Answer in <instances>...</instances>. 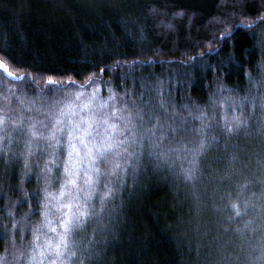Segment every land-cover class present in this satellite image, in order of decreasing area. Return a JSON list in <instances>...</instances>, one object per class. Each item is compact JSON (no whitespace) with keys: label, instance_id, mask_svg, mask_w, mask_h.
<instances>
[{"label":"trees","instance_id":"16d2710c","mask_svg":"<svg viewBox=\"0 0 264 264\" xmlns=\"http://www.w3.org/2000/svg\"><path fill=\"white\" fill-rule=\"evenodd\" d=\"M260 15L264 0H0V57L15 73L0 71V109L11 110L0 125L3 264L13 249L29 264L43 219L41 169L51 159L37 148L25 168L27 124L94 91L97 104L114 93L117 107L139 109V130L155 125V135L125 142L140 162L122 185L101 176L97 214L74 230L66 264H264V21L243 26ZM20 116L23 131L12 123ZM161 151L166 160L149 155ZM65 158L61 146L51 192ZM108 187L116 191L102 205Z\"/></svg>","mask_w":264,"mask_h":264},{"label":"snow or ice","instance_id":"6c2138e0","mask_svg":"<svg viewBox=\"0 0 264 264\" xmlns=\"http://www.w3.org/2000/svg\"><path fill=\"white\" fill-rule=\"evenodd\" d=\"M260 21H264V15L258 16L243 26L253 27ZM226 34L222 32L220 35ZM209 50H212L211 44H209ZM203 55L204 53L201 52V56ZM0 71L6 76L15 75L3 57H0ZM100 71L103 72L105 69L101 68ZM96 79L95 73H91L87 82L95 84ZM69 81L74 83L71 78ZM48 82L49 84L58 83L52 77L48 78ZM80 88H84V85H80ZM109 92L112 93V90L109 89ZM82 95L81 92L75 93L77 100ZM97 97L98 93L94 91L91 97L81 103H73L71 100L63 104L57 102L48 112L46 121L35 120L27 124V130L24 133L27 137L24 153L25 168L30 170L27 157L37 148H43L51 159V165L46 162L41 169L44 195L38 211L43 219L32 229L29 264H66L69 257L75 256V252L72 251L75 243L72 236L74 230L82 227L88 217L97 214L91 200L101 176L107 177L109 183L122 185L128 166L131 165L132 174L135 175L140 162L139 156L132 160L134 153L129 151V147L124 146L125 142L137 144L142 142L145 136L151 139L155 135V125L153 128L144 127L143 131L139 130L144 125V117L139 109L133 113L132 108H129L126 103L122 107H117L114 102V93L109 95L107 101L100 104L95 103ZM7 99L8 97H5V100ZM108 101L113 103L109 104ZM0 112H4V115L0 116V125L6 127L7 121L11 118V110L0 109ZM156 119L159 122V117ZM22 120L23 116H20L12 120V123L20 126L23 131ZM240 123V119L235 118V122L227 126V130L231 132ZM162 137L163 133H161ZM0 139L3 138L0 137ZM204 140V134L201 133L198 150L203 149ZM61 146L66 150V158L63 161V181L59 191L54 193L48 189L53 179V167H57ZM153 146L162 147L160 140L158 139ZM196 151L197 149L194 148V155ZM149 155L157 160L167 159V152L164 151L159 154L149 153ZM101 163L106 167L101 168L99 166ZM41 175L37 176L38 180L41 179ZM115 191V188L108 187L100 196L101 204L103 205L106 198L112 196ZM231 207L237 215L240 214L238 202H233ZM29 211L31 213L32 209ZM0 264H3L2 257H0Z\"/></svg>","mask_w":264,"mask_h":264},{"label":"rangeland","instance_id":"374dc122","mask_svg":"<svg viewBox=\"0 0 264 264\" xmlns=\"http://www.w3.org/2000/svg\"><path fill=\"white\" fill-rule=\"evenodd\" d=\"M18 253L19 252L15 249H13L12 251L10 250L7 255L3 256L6 258L5 264H19L21 262V255L18 256ZM23 258L27 259L25 254H23Z\"/></svg>","mask_w":264,"mask_h":264}]
</instances>
